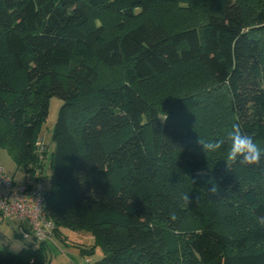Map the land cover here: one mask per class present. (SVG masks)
<instances>
[{
	"label": "trees",
	"instance_id": "obj_1",
	"mask_svg": "<svg viewBox=\"0 0 264 264\" xmlns=\"http://www.w3.org/2000/svg\"><path fill=\"white\" fill-rule=\"evenodd\" d=\"M164 1L0 0V147L41 168L39 127L61 99L45 210L55 235L90 233L103 251L90 264H264V158L227 159L233 124L264 150V0L251 15L248 0H200L205 21L187 26L184 13L175 28L149 17L110 34L95 17ZM93 61L124 79L95 86ZM193 61L224 89L217 104L185 94L161 108L134 85ZM221 139L216 151L199 143ZM187 217L201 224L171 250L165 231ZM21 240L0 245V264H47L46 242Z\"/></svg>",
	"mask_w": 264,
	"mask_h": 264
},
{
	"label": "rangeland",
	"instance_id": "obj_2",
	"mask_svg": "<svg viewBox=\"0 0 264 264\" xmlns=\"http://www.w3.org/2000/svg\"><path fill=\"white\" fill-rule=\"evenodd\" d=\"M246 4H248L245 5L246 14L251 15L258 1L248 0ZM210 12V9L201 5L200 0H168L155 6L148 5L144 12L138 11L132 19L113 14L101 8L97 10L95 17L110 34H113L119 32L118 27L126 28L149 17L162 21L167 27L175 28L172 23L182 22V17L188 14V16H191V20L186 24L187 26L200 24L205 21ZM111 29H114V31H111ZM92 64L98 73L95 86L108 83L116 84L124 79L123 66L107 68L97 61H93ZM134 85L141 94L159 104L158 106L161 108H164L171 99L185 94H194L200 106L203 104H217L219 98L225 95L224 89L218 87L211 76L196 61L174 65L167 73L137 81ZM93 96L94 93L89 97L92 98ZM82 101L88 102V97H83ZM61 103L60 98L50 97L48 115L41 123L36 138V140H41L44 143L45 153L43 154L42 175L46 181L50 178V156L54 149L51 131ZM0 164L16 180L21 181L23 179V168L18 167L8 151L2 147H0ZM114 181L117 183L115 176ZM110 218H112L111 214L106 213L103 215V220H109ZM0 222L8 224V226H5L4 233L10 235L13 221L0 217ZM200 224L199 220L187 217L179 229L165 231L170 249L174 250L179 246L182 240L187 237L189 231L197 228ZM52 233V237L46 241L47 264H90L103 256L102 249L85 228L72 229L67 226H60L59 234L55 235L54 230ZM11 236L12 243H10V246L12 249L15 248L14 243H23V240L14 236V234Z\"/></svg>",
	"mask_w": 264,
	"mask_h": 264
},
{
	"label": "built area",
	"instance_id": "obj_3",
	"mask_svg": "<svg viewBox=\"0 0 264 264\" xmlns=\"http://www.w3.org/2000/svg\"><path fill=\"white\" fill-rule=\"evenodd\" d=\"M43 144L41 140L35 141L41 166L45 152ZM23 170L24 177L18 181L0 164V217L14 222L20 239L33 237L36 241L46 242L55 228L45 210L48 181L42 175L43 166Z\"/></svg>",
	"mask_w": 264,
	"mask_h": 264
},
{
	"label": "clouds",
	"instance_id": "obj_4",
	"mask_svg": "<svg viewBox=\"0 0 264 264\" xmlns=\"http://www.w3.org/2000/svg\"><path fill=\"white\" fill-rule=\"evenodd\" d=\"M230 140V150L227 159L231 162L239 160V162L246 166H259L262 158H264V150H261L254 142L253 137L242 133L238 124H233L232 131L228 134ZM203 149L206 151L219 150L224 144V140L216 141H199ZM187 200V197L184 198ZM170 218L175 220L177 217L175 213H170ZM261 222H264L262 220ZM18 250V249H16Z\"/></svg>",
	"mask_w": 264,
	"mask_h": 264
},
{
	"label": "crops",
	"instance_id": "obj_5",
	"mask_svg": "<svg viewBox=\"0 0 264 264\" xmlns=\"http://www.w3.org/2000/svg\"><path fill=\"white\" fill-rule=\"evenodd\" d=\"M5 226H8V224L0 222V245H3L6 241L11 240V235L14 234L15 224L13 222L11 224L12 233L10 235L4 233Z\"/></svg>",
	"mask_w": 264,
	"mask_h": 264
}]
</instances>
